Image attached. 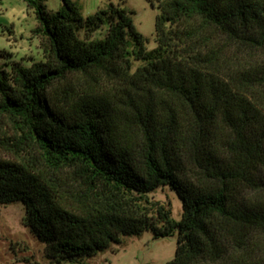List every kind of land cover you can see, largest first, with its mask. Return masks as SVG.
Returning <instances> with one entry per match:
<instances>
[{
    "label": "trees",
    "instance_id": "trees-1",
    "mask_svg": "<svg viewBox=\"0 0 264 264\" xmlns=\"http://www.w3.org/2000/svg\"><path fill=\"white\" fill-rule=\"evenodd\" d=\"M25 1L45 59L0 69V203L52 263L151 230L177 234L166 264H264V0H149L152 49L127 6ZM164 186L180 219L149 199Z\"/></svg>",
    "mask_w": 264,
    "mask_h": 264
},
{
    "label": "rangeland",
    "instance_id": "rangeland-1",
    "mask_svg": "<svg viewBox=\"0 0 264 264\" xmlns=\"http://www.w3.org/2000/svg\"><path fill=\"white\" fill-rule=\"evenodd\" d=\"M49 13L63 6V0H42ZM84 17L100 8L114 3L127 6L134 11L135 27L148 39V49L156 47L155 22L159 12L157 4L149 0H73ZM38 20L34 8L25 0H5L0 8V69L10 70L14 63L31 65L44 60L43 37L35 32ZM107 26L90 34L104 36ZM87 33L81 32V36ZM141 61H135L134 67ZM14 129L8 120L0 119V140L5 134L12 135ZM0 156L13 157L10 151L0 147ZM151 201H159L172 210L175 219H180L183 202L176 190L170 186L156 189L149 194ZM177 234L155 238L151 230L139 235L123 236L112 245L85 260L88 264H166L172 260L177 249ZM264 242V238H263ZM47 244L41 241L26 221V206L17 201L0 203V264H53L48 256ZM59 264H72L62 262Z\"/></svg>",
    "mask_w": 264,
    "mask_h": 264
},
{
    "label": "crops",
    "instance_id": "crops-1",
    "mask_svg": "<svg viewBox=\"0 0 264 264\" xmlns=\"http://www.w3.org/2000/svg\"><path fill=\"white\" fill-rule=\"evenodd\" d=\"M5 0H0V8L4 6Z\"/></svg>",
    "mask_w": 264,
    "mask_h": 264
}]
</instances>
